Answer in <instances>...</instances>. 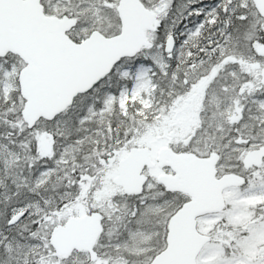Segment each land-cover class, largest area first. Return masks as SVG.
Wrapping results in <instances>:
<instances>
[{
  "label": "snow or ice",
  "instance_id": "obj_1",
  "mask_svg": "<svg viewBox=\"0 0 264 264\" xmlns=\"http://www.w3.org/2000/svg\"><path fill=\"white\" fill-rule=\"evenodd\" d=\"M0 264H264V0H0Z\"/></svg>",
  "mask_w": 264,
  "mask_h": 264
}]
</instances>
